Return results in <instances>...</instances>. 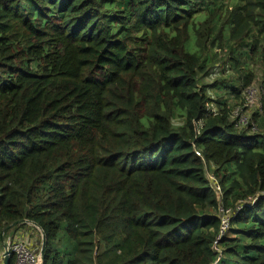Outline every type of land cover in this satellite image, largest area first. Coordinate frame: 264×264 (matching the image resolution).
Listing matches in <instances>:
<instances>
[{
  "label": "trees",
  "instance_id": "obj_1",
  "mask_svg": "<svg viewBox=\"0 0 264 264\" xmlns=\"http://www.w3.org/2000/svg\"><path fill=\"white\" fill-rule=\"evenodd\" d=\"M255 63L264 91V0H0V240L43 232V264H264V97L233 115Z\"/></svg>",
  "mask_w": 264,
  "mask_h": 264
},
{
  "label": "built area",
  "instance_id": "obj_2",
  "mask_svg": "<svg viewBox=\"0 0 264 264\" xmlns=\"http://www.w3.org/2000/svg\"><path fill=\"white\" fill-rule=\"evenodd\" d=\"M253 86L246 90L244 92L245 96V103L243 107H238L234 112V120L238 122V125L240 127H246L249 123V109H259L260 106H258V103L262 100L264 97V91H263V85L261 83L260 86L257 88L251 90ZM248 94V96H247ZM214 186V185H213ZM215 190L218 194L221 193V188L219 184H215L214 186ZM223 214H221L222 218V232L228 231L229 223H230V211L225 212L223 209L221 211ZM6 249L5 252H9L11 254V257L14 258L13 264H40V248L39 249H33L30 244H28L25 241L17 240L14 238H7L5 239Z\"/></svg>",
  "mask_w": 264,
  "mask_h": 264
},
{
  "label": "rangeland",
  "instance_id": "obj_3",
  "mask_svg": "<svg viewBox=\"0 0 264 264\" xmlns=\"http://www.w3.org/2000/svg\"><path fill=\"white\" fill-rule=\"evenodd\" d=\"M252 69L254 70V72L256 74V82H255V84L251 90L260 86L262 83V78H263V68H262L260 63L253 64ZM222 71H223V68H221V65L212 69L210 71V74L208 76L204 77L203 83H205L207 85H214L216 83V81H218V80L221 81L222 78L225 79L227 77V74H223ZM226 73H228V72H226ZM208 94L210 96H212L213 98L215 97L214 92L211 88L209 89ZM247 96H248V94H247ZM244 103H245V99H244ZM258 106H260V108H261V101L258 103ZM256 111H258V109H249V117H251V115L254 114V112H256ZM211 170L214 171L213 168ZM207 174H208V179L215 186V184L217 183L216 179L214 178L215 176L213 175V173L211 171H208ZM219 196L220 197L222 196V192L219 194ZM22 234H24L26 238H24V236L20 235V237L18 239L23 240V241L27 242L28 244L32 245L33 249L38 248V246L41 243V235L39 234L38 231L32 229L31 227H27V228L22 230ZM3 250H4L3 244L0 242V264H3V262H2L3 259L1 258Z\"/></svg>",
  "mask_w": 264,
  "mask_h": 264
},
{
  "label": "water",
  "instance_id": "obj_4",
  "mask_svg": "<svg viewBox=\"0 0 264 264\" xmlns=\"http://www.w3.org/2000/svg\"><path fill=\"white\" fill-rule=\"evenodd\" d=\"M28 224H31V225L37 227L35 224L29 223V222H28ZM40 232H42V231H40ZM41 234H42V242H41V248H40L39 255H40V264H43L44 263V256H45L47 239H46V236H45V234L43 232ZM11 258H12L11 254L9 252H5L4 258H3V264H10Z\"/></svg>",
  "mask_w": 264,
  "mask_h": 264
},
{
  "label": "crops",
  "instance_id": "obj_5",
  "mask_svg": "<svg viewBox=\"0 0 264 264\" xmlns=\"http://www.w3.org/2000/svg\"><path fill=\"white\" fill-rule=\"evenodd\" d=\"M29 225H30V226H33V225H31V224H29ZM33 227H34V226H33ZM32 229H33V228H32ZM22 230H23V229H22ZM22 230L7 235L6 239H7V238H14V239L20 240V239H18V238L20 237V235H22V236H24V238H26L25 235L22 234ZM24 238H23V239H24ZM4 241H5V239L1 238L0 242L3 244V247H4V250L2 251V252H3V253H2V257H1L2 259L4 258L5 249H6V244H5ZM22 241H23V240H22ZM41 242H42V235H41ZM31 247H33V246L31 245ZM36 247H37V246H36ZM39 248H41V243H40V245L38 246V248H35V249H39ZM2 262H3V261H2Z\"/></svg>",
  "mask_w": 264,
  "mask_h": 264
}]
</instances>
